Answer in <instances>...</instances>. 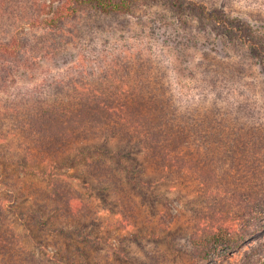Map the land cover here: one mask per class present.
I'll use <instances>...</instances> for the list:
<instances>
[{"label": "rangeland", "instance_id": "rangeland-1", "mask_svg": "<svg viewBox=\"0 0 264 264\" xmlns=\"http://www.w3.org/2000/svg\"><path fill=\"white\" fill-rule=\"evenodd\" d=\"M57 1L63 0L55 6ZM192 1H198L199 11L181 13L171 0H148L137 2L134 15L84 12L46 26L40 21L51 19L53 11L46 15L41 8L49 9L52 0H0V42L17 37L28 47L23 60L36 56L31 64L11 71L17 85L9 84L4 97L31 95L36 102L37 95H44L51 103H66L70 112L63 128L69 131L83 123L73 117L78 112L71 113L73 99L91 91L90 86L110 92V84L130 66L131 71L139 67L142 77L163 76L165 104L160 107L172 102L176 109L172 112L178 124L158 163L144 155L149 150L140 137L131 142L109 137L97 121L101 112L88 109L82 117L89 119L93 132L71 139L72 150L59 159L54 173L24 174L15 154L3 146L0 198L8 201L2 220L45 264H264V209L248 196L255 193L249 185L248 194L223 191L222 161L211 163L210 142L204 139L211 125L203 120L206 111L216 112L224 100L211 87L226 93L230 77L243 94L233 88L226 94L242 101L246 97L264 124V60L254 50L259 43L245 36L243 44L238 26L225 29L203 18L218 10L234 20L247 19L264 43V0ZM182 36L191 42L189 47ZM82 146L98 149L91 154L93 164L87 163V152L76 153ZM120 149L130 155L114 163ZM134 160L136 171L122 169ZM47 164L32 165L45 172ZM261 177L253 182L264 187V172ZM53 184L65 194L64 202L71 201L74 215L65 213L67 221L51 220L48 210L39 207L37 196L48 194L44 189ZM39 212L40 220L50 223L48 231L38 229ZM77 227L88 234V241Z\"/></svg>", "mask_w": 264, "mask_h": 264}, {"label": "trees", "instance_id": "trees-1", "mask_svg": "<svg viewBox=\"0 0 264 264\" xmlns=\"http://www.w3.org/2000/svg\"><path fill=\"white\" fill-rule=\"evenodd\" d=\"M55 1L52 0L49 9L41 8V13L46 15L50 14L48 11H53L52 18L42 19L41 24L54 26L66 20L76 19L84 12H92L101 16L134 15L135 9L138 7L137 2H148V0H63L57 1L58 4L55 6ZM171 1L173 4H177L176 7L181 13L199 11V8H197L198 1ZM42 10L45 12H42ZM161 16L159 15V17ZM203 18L211 23L218 22L225 29L238 26L244 40L242 43L247 44L244 39L245 36L253 44L258 42L259 45L254 48L255 51L258 50V54L255 55L256 57L263 56L264 60V46H262L264 43L259 41L260 38L254 36V25H251L247 19L238 18L234 20L218 10L204 14ZM185 39L186 36L181 37V40L186 43V47H189L191 42ZM27 50V44L17 37L8 42H0V59H2L0 65V158H2L4 151L8 150L7 153L13 152L15 154V162L17 161L24 174L27 170L35 174L39 172L54 173L55 169L61 165L59 159L66 158L71 152V139L81 138V136L87 137L89 133L93 132V127L89 129L87 125L89 119L82 117L88 109L91 113L101 112L97 115V121L106 126L109 137H121L120 139L124 142H131L135 140V137H140L149 150L144 155H148L147 158L152 163H158L157 161L160 159L158 155L163 151L164 145L168 144L167 142L173 137L174 128L178 124L177 120L174 119L177 115L172 112H176L175 106L173 109L172 102H166V105H168L166 108L160 107V104H165V101H161L165 99L162 94H165L163 91L166 88L163 83V76H155L156 79L142 77L139 67L137 69L132 68L131 71L130 66H127L126 69H128L125 74L118 81L110 84L109 89L113 91L103 92L100 90L101 87L98 86L95 88L87 87L91 91L80 93V97H75L73 99L75 110H71L72 114L78 112V116L73 117H81L83 123L79 122L77 127L66 131L65 127L63 128V123L70 112L66 103H51L49 97H43L44 95H37L34 98L36 102H32L33 97L31 95L25 97L22 94L14 93L13 96L4 97L3 93H7L9 86H11L9 84H14L12 86L17 85V81L10 79L12 76L11 71L14 72L20 67H26V64H31L32 58L36 57L29 55L30 59L27 58L24 61V53ZM14 61L16 63L13 65L12 62ZM116 67L113 66L112 68ZM3 73H6V75ZM229 78L226 79L227 86L225 90L227 92L231 88L239 90V85L230 82ZM211 90L214 93L216 91V96L222 95L225 97H223L224 100L222 99L225 103L222 101L215 108L216 112H211L210 109L209 112L206 111L204 113L205 119H203L208 120L209 125H211L207 126L208 129L204 135V139L210 142L207 149L209 150L208 156L211 157V163L214 165L218 161H222L225 175L220 178V182L223 191L228 194H231V191L245 193L249 185L251 189H255V193L252 192L249 195L247 192L246 194L263 210L264 187H261L262 184H259V186L253 182V178L256 180L262 179L261 175L264 172V124L259 122L262 115H260L258 109L256 112L250 109L252 105L246 101V97L243 98V101L237 98L232 99L226 94L227 92L218 91L214 85ZM239 92L243 94V90L240 89ZM168 101H171V98ZM51 104L53 106H50ZM166 111H170V118L166 115ZM182 115L184 118L186 117V114ZM178 116V120H180V114ZM172 120L176 123L174 124ZM93 125L94 123H92ZM96 126L97 123L94 127ZM3 146L7 149L3 150ZM83 152H87L89 155L87 163L93 164L91 154L92 152H98V149L94 151L91 148L87 149L82 146L76 150L77 154ZM167 153L168 155L172 154V151L169 150ZM128 155L130 153L120 149L114 163L121 164L120 162H123ZM81 159L82 156L80 155L75 161L78 162ZM88 160H91L90 163ZM39 161L48 163L45 172L33 166ZM124 165L122 167L124 171L132 172L137 170L138 162L137 160L129 161L128 163L125 162ZM162 166L166 167V164H162ZM53 186L50 185L48 189H44L45 194L47 192L48 194L41 195L39 193L37 196L39 207L43 211L44 209L48 210L47 214L51 220L67 221L64 214L74 213L71 201L64 202L65 194L60 188H56L54 184ZM256 188L260 191V194L256 193ZM44 196L47 199H44ZM7 201V199L0 198V264H45L43 259H40L37 254L25 247L22 237H16V234L12 233L10 225L5 226L6 224L2 218L5 202ZM41 214L42 212L37 213L39 218L36 221H42L40 220ZM49 225L48 221L43 220L38 229L48 231ZM64 229H61L60 232L65 233ZM76 232L80 236L84 235L82 229L78 227ZM87 235H84L86 241L90 238Z\"/></svg>", "mask_w": 264, "mask_h": 264}]
</instances>
